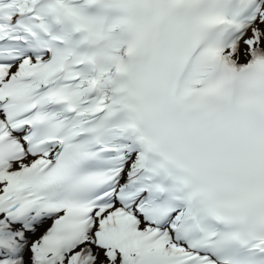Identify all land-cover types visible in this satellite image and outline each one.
<instances>
[{"label":"snow or ice","instance_id":"6c2138e0","mask_svg":"<svg viewBox=\"0 0 264 264\" xmlns=\"http://www.w3.org/2000/svg\"><path fill=\"white\" fill-rule=\"evenodd\" d=\"M0 264H264V0H0Z\"/></svg>","mask_w":264,"mask_h":264}]
</instances>
